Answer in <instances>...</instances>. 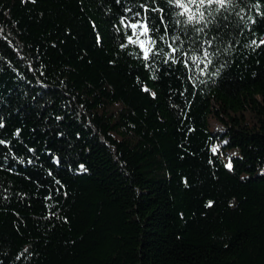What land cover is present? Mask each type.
I'll use <instances>...</instances> for the list:
<instances>
[{"label":"trees","instance_id":"16d2710c","mask_svg":"<svg viewBox=\"0 0 264 264\" xmlns=\"http://www.w3.org/2000/svg\"><path fill=\"white\" fill-rule=\"evenodd\" d=\"M217 8L0 0V264H264V0Z\"/></svg>","mask_w":264,"mask_h":264},{"label":"snow or ice","instance_id":"6c2138e0","mask_svg":"<svg viewBox=\"0 0 264 264\" xmlns=\"http://www.w3.org/2000/svg\"><path fill=\"white\" fill-rule=\"evenodd\" d=\"M170 3L174 4V6L181 11L177 12V16H183L186 17L185 21H183L185 24H199L205 20V11H211V5L216 4L219 6V8H224L226 5L231 4L232 0H169ZM219 8L216 10L218 11ZM121 23L124 24V21L121 20ZM180 23V21H178ZM126 27H131L133 30V34L128 36V44H134L137 45L142 53V58L145 61H149L151 55L154 54V47L156 44V41L151 38L149 35L150 29L148 25L145 24H131V25H125ZM137 29H140L139 32H137ZM203 29H197V31H202ZM133 36H135V39H133ZM141 37H144L141 39ZM177 38H174V41ZM252 45L255 47H260L264 45V39L259 40L257 42L256 40H253L251 42ZM127 47V45H124ZM169 49L171 50L169 53L170 58L174 57L175 53L178 51L176 47H173L172 44L168 45ZM204 60L207 61L205 63V68H207L208 64H211V59H209V53L207 49L204 50ZM193 62L197 63V66H199V63H203L204 61L200 60L197 56H192L190 58ZM175 62V61H173ZM147 66V65H146ZM203 71V70H202ZM147 91V89H145ZM0 143H3V141H0ZM212 151L215 153L217 151L216 148H213ZM229 169H231L232 164L229 162L227 165ZM209 206H211L209 204Z\"/></svg>","mask_w":264,"mask_h":264}]
</instances>
